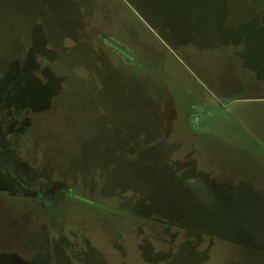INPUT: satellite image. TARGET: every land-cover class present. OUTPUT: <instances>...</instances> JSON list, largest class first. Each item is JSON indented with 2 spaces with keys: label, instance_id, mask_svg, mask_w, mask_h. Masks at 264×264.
<instances>
[{
  "label": "rangeland",
  "instance_id": "374dc122",
  "mask_svg": "<svg viewBox=\"0 0 264 264\" xmlns=\"http://www.w3.org/2000/svg\"><path fill=\"white\" fill-rule=\"evenodd\" d=\"M0 264H264V0H0Z\"/></svg>",
  "mask_w": 264,
  "mask_h": 264
}]
</instances>
